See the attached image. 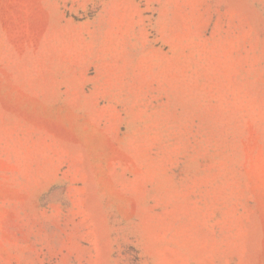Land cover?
Here are the masks:
<instances>
[{"label": "rangeland", "instance_id": "rangeland-1", "mask_svg": "<svg viewBox=\"0 0 264 264\" xmlns=\"http://www.w3.org/2000/svg\"><path fill=\"white\" fill-rule=\"evenodd\" d=\"M0 264H264V0H0Z\"/></svg>", "mask_w": 264, "mask_h": 264}]
</instances>
